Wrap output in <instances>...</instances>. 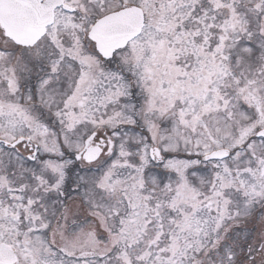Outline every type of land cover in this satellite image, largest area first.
<instances>
[{"label": "snow or ice", "instance_id": "6c2138e0", "mask_svg": "<svg viewBox=\"0 0 264 264\" xmlns=\"http://www.w3.org/2000/svg\"><path fill=\"white\" fill-rule=\"evenodd\" d=\"M0 264H264V0H0Z\"/></svg>", "mask_w": 264, "mask_h": 264}]
</instances>
